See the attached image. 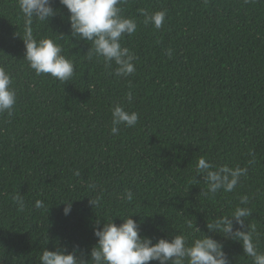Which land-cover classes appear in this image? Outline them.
Returning <instances> with one entry per match:
<instances>
[{
    "label": "trees",
    "instance_id": "obj_1",
    "mask_svg": "<svg viewBox=\"0 0 264 264\" xmlns=\"http://www.w3.org/2000/svg\"><path fill=\"white\" fill-rule=\"evenodd\" d=\"M52 6L56 14L34 22L33 32L64 35L57 42L74 64L67 82L30 68L18 0H0V67L17 95L12 115H0V264H40L45 248L90 253L98 221L120 224L132 214L154 243L205 233L224 244L231 264H252L241 242L207 223L230 216L247 195L245 224L255 226L264 253V0H127L123 14L138 24L121 40L136 56L128 77L115 76L114 63L89 60L91 44L71 36L68 9L59 0ZM139 9L166 11L163 26L144 25ZM116 104L139 119L113 135ZM202 156L248 174L213 196L196 167ZM91 198L100 199L97 208Z\"/></svg>",
    "mask_w": 264,
    "mask_h": 264
},
{
    "label": "clouds",
    "instance_id": "obj_2",
    "mask_svg": "<svg viewBox=\"0 0 264 264\" xmlns=\"http://www.w3.org/2000/svg\"><path fill=\"white\" fill-rule=\"evenodd\" d=\"M69 13L71 36L84 40L91 44L88 51V59L94 57L102 60L106 67L111 68L115 64L114 74L117 77H128L136 72L134 61L135 54L122 45L123 37H131L138 28L136 19L123 14V5L127 0H59ZM18 7L24 18V30L22 38L25 44L24 59L37 75L48 74L52 78L67 82L74 75V64L63 54L61 45L57 42L63 38L60 34L57 38L43 37L37 39L34 36V22L48 21L56 14L52 6V0H18ZM143 16L144 25L151 24L155 29H160L166 19L164 10L148 13L145 9L138 10ZM172 56V50L167 52ZM10 74L0 67V115L7 113L12 115L16 104V90L11 86ZM131 91L128 93V101H132ZM139 114L128 111L120 104H116L111 112V132L119 134L120 126L134 127L138 123ZM255 161H249V164ZM198 173L202 175L207 193L213 196L220 190L232 192L241 177L247 176L248 168L227 164L215 167L205 157L197 161ZM79 176V171L76 172ZM95 188V185H90ZM128 201L133 199L130 190L125 194ZM21 211L24 209V201L21 195L13 197ZM64 215H70L72 210L71 200H66ZM249 197L244 195L238 205L230 214L207 223L210 231L221 234L225 239H231L242 243L246 256L252 259V264H264V253L260 252L253 240L254 225H246L245 220L251 215ZM90 204L97 208L100 205L99 198H91ZM37 209L44 208L41 200L35 202ZM132 215L121 217L123 222L115 223L113 219L106 220L101 227L99 221L94 227V235L97 243L90 253L79 249L72 251L66 248H45L39 256L40 264H150L157 261L158 264H231L225 251L224 244L207 235L197 227V231L203 233L200 237H189L177 234L171 239L160 238L155 243L154 238L141 235L140 226ZM239 225V227H236ZM192 227L191 223L188 225ZM247 228V230H244ZM90 256V258H88Z\"/></svg>",
    "mask_w": 264,
    "mask_h": 264
}]
</instances>
